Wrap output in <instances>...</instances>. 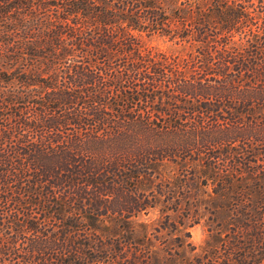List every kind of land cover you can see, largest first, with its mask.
Returning a JSON list of instances; mask_svg holds the SVG:
<instances>
[{
	"label": "trees",
	"instance_id": "1",
	"mask_svg": "<svg viewBox=\"0 0 264 264\" xmlns=\"http://www.w3.org/2000/svg\"><path fill=\"white\" fill-rule=\"evenodd\" d=\"M0 264H264V0H0Z\"/></svg>",
	"mask_w": 264,
	"mask_h": 264
},
{
	"label": "rangeland",
	"instance_id": "2",
	"mask_svg": "<svg viewBox=\"0 0 264 264\" xmlns=\"http://www.w3.org/2000/svg\"><path fill=\"white\" fill-rule=\"evenodd\" d=\"M145 43H148V44H158L159 43L160 44V42L153 37L146 39ZM163 45L164 44H161V46ZM155 215L156 213L150 212L146 217H148L149 219H153ZM203 236H204V229L200 223L195 224L192 227H190V240L193 243L198 244L203 238Z\"/></svg>",
	"mask_w": 264,
	"mask_h": 264
}]
</instances>
